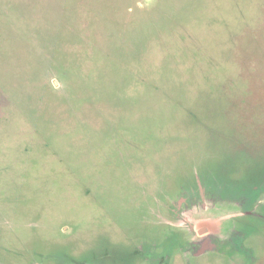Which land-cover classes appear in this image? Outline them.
Instances as JSON below:
<instances>
[{"label":"rangeland","instance_id":"1","mask_svg":"<svg viewBox=\"0 0 264 264\" xmlns=\"http://www.w3.org/2000/svg\"><path fill=\"white\" fill-rule=\"evenodd\" d=\"M0 264H264V0H0Z\"/></svg>","mask_w":264,"mask_h":264},{"label":"flooded vegetation","instance_id":"2","mask_svg":"<svg viewBox=\"0 0 264 264\" xmlns=\"http://www.w3.org/2000/svg\"><path fill=\"white\" fill-rule=\"evenodd\" d=\"M198 188H199V190L203 189L201 185H198ZM195 196H196V195H195ZM195 196H193L192 194H190L189 198L191 199V201L194 200V199L191 198V197H195ZM199 197H202V199H203V197H207L206 192L204 191L203 194H201V195L199 194ZM252 212L255 213L256 210H251L250 213L253 214ZM242 214H244V213H242Z\"/></svg>","mask_w":264,"mask_h":264}]
</instances>
